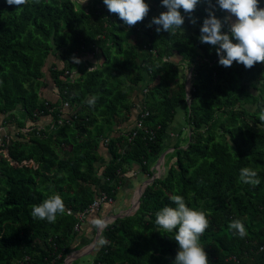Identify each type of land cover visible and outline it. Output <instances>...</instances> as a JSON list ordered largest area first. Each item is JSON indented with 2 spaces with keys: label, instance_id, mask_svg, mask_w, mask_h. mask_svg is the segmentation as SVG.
I'll use <instances>...</instances> for the list:
<instances>
[{
  "label": "trees",
  "instance_id": "trees-1",
  "mask_svg": "<svg viewBox=\"0 0 264 264\" xmlns=\"http://www.w3.org/2000/svg\"><path fill=\"white\" fill-rule=\"evenodd\" d=\"M147 3V16L127 26L102 0H26L19 12L0 0V128H18L0 145V264H65L92 215L80 216L103 196L122 203L127 175L138 167L151 181L170 150L138 212L103 231L93 264H173L178 245L155 227V212L175 194L209 221L199 240L209 264H264V62L220 66L198 39L203 5L195 25L181 9L182 29L169 34L147 26L166 11ZM50 85L56 101L43 95ZM181 108L184 126L169 146ZM45 117L52 123L41 126ZM242 167L260 183H242ZM52 194L63 213L34 219L32 205ZM235 219L243 238L228 227Z\"/></svg>",
  "mask_w": 264,
  "mask_h": 264
},
{
  "label": "clouds",
  "instance_id": "clouds-1",
  "mask_svg": "<svg viewBox=\"0 0 264 264\" xmlns=\"http://www.w3.org/2000/svg\"><path fill=\"white\" fill-rule=\"evenodd\" d=\"M9 6H15L17 12L22 11L26 0H4ZM110 13L118 14L124 25L133 26L142 21L149 12L147 0H102ZM262 0H160L166 9L158 16H153L147 25L156 26L157 33L164 31L174 33L185 22L187 14L190 24H197L198 18L192 13L198 5L204 6L205 16L199 26V41L215 48L217 63L225 68L233 62L242 64L246 69L254 64L264 62V7ZM217 10L225 12L223 17L217 16ZM80 63L77 57L72 58ZM91 106L95 98L89 99ZM264 119V110L261 111ZM239 180L253 187L260 183L258 173L250 167L239 170ZM171 204H165L155 212V227L173 233L178 249L173 264H209L205 248L200 244V236L208 228L209 221L205 213L197 208L189 207L182 195L170 197ZM64 203L58 194H52L38 205H32L31 215L34 219L55 222L58 213H63ZM102 227L101 220L95 221ZM233 235L243 238L246 235L244 224L239 219L232 220L229 225ZM104 241H101L103 243Z\"/></svg>",
  "mask_w": 264,
  "mask_h": 264
},
{
  "label": "crops",
  "instance_id": "crops-1",
  "mask_svg": "<svg viewBox=\"0 0 264 264\" xmlns=\"http://www.w3.org/2000/svg\"><path fill=\"white\" fill-rule=\"evenodd\" d=\"M54 90H55L54 87L51 85L45 88L43 92L44 97L52 101H56L58 97L54 93ZM136 91L139 92V89H137ZM136 96H138L137 92H136ZM136 100H137V97H136ZM51 123H52L51 117H45L40 121L41 126H48ZM172 127H173L172 131L173 132L175 131L174 133H178V136H179V133L183 129V127H181V130L179 128L175 130L174 125ZM17 132H18V128L16 124H8L7 126H2V128H0V133L3 136L9 137L11 139L12 137L15 138ZM172 151L173 150H170L169 152H172ZM158 164H159V160L153 165L152 170H157ZM165 167H166V164H165ZM127 179H128V182L124 189V197H123V200H120V201L123 202L125 206L127 204L126 207H129L130 205H132L133 207V201H134L133 199H134V196L137 195L136 193L137 191H139L138 189H140L144 185V182L147 183L149 180H148V177L144 175L139 170L138 167L135 168L134 172H131L127 175ZM129 187H132V189L129 190ZM124 205H121L120 202L119 204L112 205L111 207L109 205H105L102 207L101 211L99 212V215H98V212H95L94 214H92V216L87 220L85 226L83 227V233L85 235V238L82 239V241L80 242L79 250L77 252L82 251L86 254V257L93 256L95 260L97 250H98V246L94 248V243L96 241V238H94V235H93V230L96 227L95 221L101 220L103 223H105L106 221H110L112 218L118 215H123ZM99 229H100V226H99Z\"/></svg>",
  "mask_w": 264,
  "mask_h": 264
},
{
  "label": "water",
  "instance_id": "water-1",
  "mask_svg": "<svg viewBox=\"0 0 264 264\" xmlns=\"http://www.w3.org/2000/svg\"><path fill=\"white\" fill-rule=\"evenodd\" d=\"M191 88H192V73L190 74V76H189V78L187 80V83H186L187 101L188 102H190ZM168 153H169V151L161 156V158L159 160V164H158V173H157L156 177H153L151 181L147 182L141 188V191H140L139 196H138L137 203L133 206V210L131 211V213L126 214V215H118V216L112 218L110 221H106L105 223H103V226L100 227V229L98 230L96 241L94 243V248H96L98 246L103 231L109 225H112L113 223H115L119 219H125L127 217L134 216L138 212V210L140 209V206H141V199H142L144 193L146 192L147 188L154 183L156 178H161L162 173H161V169L160 168H161V165L163 164L162 162H164V170H165V159H166V156H167ZM85 257H86V254L84 252H82V251L73 253L67 259L65 264H74L75 262L80 261V260L84 259Z\"/></svg>",
  "mask_w": 264,
  "mask_h": 264
},
{
  "label": "rangeland",
  "instance_id": "rangeland-1",
  "mask_svg": "<svg viewBox=\"0 0 264 264\" xmlns=\"http://www.w3.org/2000/svg\"><path fill=\"white\" fill-rule=\"evenodd\" d=\"M156 16H158V15H156ZM141 51H145V48L144 47H142V49H141ZM190 72L188 71L187 73H186V75H184V77H186V79H188L189 78V76H190ZM140 91H141V89H139ZM138 92V91H137ZM138 96H139V94H138ZM184 109H182L181 108V110H180V112H179V114H178V117L176 118V120H175V124H174V128H175V130L176 129H180L181 130V127H183L184 126ZM173 127H171V130H170V132L167 134V142H168V145L169 146H173L174 144H176V142H177V138H178V133H174L173 131ZM172 131V132H171ZM187 133H189L188 131L186 132V134ZM1 134V133H0ZM4 140H6V141H10L11 140V138H9V137H6V136H3L2 134L0 135ZM163 163V164H162ZM161 164V173H164V162H162ZM165 164H166V162H165ZM149 182V181H148ZM146 184V182H144V185ZM143 187V186H142ZM141 187V188H142ZM141 188L140 189H138L139 191H137V195L136 196H134V201H133V206L137 203V200H138V196H139V193H140V191H141ZM130 189H132V187H129V190ZM132 203V202H131ZM121 205H124V203L122 202V203H120ZM113 205V204H112ZM115 205V204H114ZM126 206H127V204H126ZM125 205H124V207H123V212H124V214L123 215H126V214H129V213H131V211L133 210V207L131 208V209H127L128 207H126ZM94 262V258H93V256H91V257H85L81 262H80V264H92Z\"/></svg>",
  "mask_w": 264,
  "mask_h": 264
},
{
  "label": "built area",
  "instance_id": "built-area-1",
  "mask_svg": "<svg viewBox=\"0 0 264 264\" xmlns=\"http://www.w3.org/2000/svg\"><path fill=\"white\" fill-rule=\"evenodd\" d=\"M90 70H92V69H90ZM65 107L67 108V107H69V104L67 103V104H65ZM42 127L40 126V129H41ZM1 135V134H0ZM133 137H135V134L133 135ZM132 137V138H133ZM132 138H130V141H131V139ZM6 142V140H4L1 136H0V145L1 146H4V143ZM8 142V141H7ZM113 204V202L111 201V200H108V198H107V196H103L99 201H97V202H95L91 207H90V209L87 211V212H85L84 214H82L81 216H80V220H81V222H84L85 220H86V218L89 216V215H92V214H94L95 212H99V210L101 209V207L102 206H104V205H112ZM76 231H79V227H77V229H76Z\"/></svg>",
  "mask_w": 264,
  "mask_h": 264
}]
</instances>
